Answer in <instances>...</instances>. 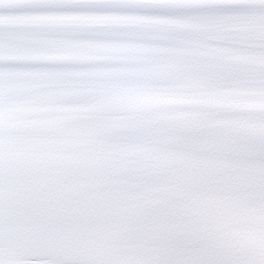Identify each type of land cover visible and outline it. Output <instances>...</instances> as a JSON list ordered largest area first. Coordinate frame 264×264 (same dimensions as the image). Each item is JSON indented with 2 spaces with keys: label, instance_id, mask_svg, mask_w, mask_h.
<instances>
[{
  "label": "snow or ice",
  "instance_id": "snow-or-ice-1",
  "mask_svg": "<svg viewBox=\"0 0 264 264\" xmlns=\"http://www.w3.org/2000/svg\"><path fill=\"white\" fill-rule=\"evenodd\" d=\"M0 264H264V0H0Z\"/></svg>",
  "mask_w": 264,
  "mask_h": 264
}]
</instances>
